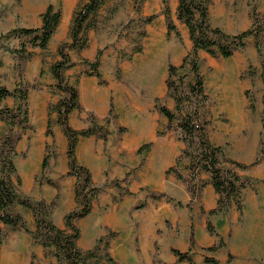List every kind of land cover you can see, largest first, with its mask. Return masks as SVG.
<instances>
[{
	"label": "crops",
	"instance_id": "obj_1",
	"mask_svg": "<svg viewBox=\"0 0 264 264\" xmlns=\"http://www.w3.org/2000/svg\"><path fill=\"white\" fill-rule=\"evenodd\" d=\"M22 1L26 10L25 20L22 19V21L24 20L23 27L28 28H39L42 26L41 14L48 5L52 4L56 8L61 7V22L50 41L49 48L57 51L61 42L69 40L71 21L80 0ZM87 1L85 0L84 3ZM169 6L171 17L179 32L184 38L190 39L187 26L177 18L178 0H169ZM2 13L0 11V14ZM152 14H158V17L152 24L147 25L146 32L149 39L144 42L143 53H145V56L140 57L139 53L135 54L131 60V62L134 61L133 63L127 62L123 65V74L126 71L134 70L136 78L138 76L140 78L138 83L134 82L128 85L124 77L121 80L119 75L118 78L116 77L115 43L120 35L118 29L125 26L130 19L133 20L140 16H137L134 5L127 9L120 7L115 13V1L109 0H106L97 15L96 28L88 31L89 46L81 52H70L72 60L77 65L67 72L70 81L77 85L82 107L81 110H74L71 113V126L76 130L88 128L90 125L88 116L94 114L99 123L106 125L110 131L107 140L96 136L81 137L76 152L78 161L91 170L93 181L96 185L105 186L115 179L123 182H121V188L115 187L110 194L103 192L94 200L91 214L78 223L81 230L78 244L81 249L88 250L108 230L116 232L117 236L112 240L110 247L111 256L116 264H171L178 262L177 257L172 252L173 248L179 249L175 245L177 243L175 235L169 232L163 236L160 234L165 220L166 223L169 221H178L185 225L190 223L189 230L183 227L184 235L186 232L188 233V244L190 245L193 209L191 211L187 205L192 200L191 195L182 181H179L172 174L168 175L169 177L167 178L166 174L167 169L173 166L176 159L181 155L184 144L178 141L171 133L165 136H158V130L167 123V119L157 111L155 115L151 113L154 101L156 102L157 98L161 99L160 97L163 95L162 91L157 89V86L160 83L162 86L163 79H166L169 63L165 60L168 51L167 44L162 38L165 34L168 35L166 19L162 13V0H147L145 2L141 16L146 17ZM156 26L158 30H155ZM5 29L6 26L0 27V32ZM38 50V48L34 50L37 54L25 66L23 81L27 84L35 85V88H31L29 91L28 106L29 111L36 112L35 126L37 125L40 133L41 143H39L38 139H35L33 143L30 141V145L28 148L26 147L28 151L23 152L26 153V158L21 156L26 162L23 163L21 168L23 177L19 170L18 172L23 181V193L35 199L43 198L48 202L54 200L59 194L60 199L54 209L52 218L55 225L63 229L65 227L64 216L77 206L75 201V184L77 180L73 176H67L69 170L67 138L57 124L56 112H52L50 117L54 136L48 137L46 135L49 105L55 104L59 100L60 95L53 92L54 90L51 88V86L56 84V80L50 72L52 63L47 67L43 62V58L39 56ZM98 50H103L99 72L105 83H101L100 79L94 75L84 76L80 74L74 77L77 73L74 74L73 72L79 68L75 57L80 55L85 60L93 61ZM202 53L207 54L206 56H209L210 59L216 60L208 53ZM58 59L59 56L56 61ZM219 59L228 63L232 58L219 57ZM0 60L2 61L0 65V87L6 86L10 90H14L20 81L18 72L15 69L16 61L9 52H4L3 50H0ZM143 62H145L144 66ZM171 62L175 65H180L179 59H172ZM243 63V60H238L234 64L227 65L228 68L223 70L226 65L224 64L217 69V72H227L230 75L223 80L227 84L231 77L234 78V76L238 75ZM128 68L130 70H127ZM157 83L158 85H156ZM245 89H249L248 84L245 85ZM225 93V96H233V91L227 88H225ZM244 102V99L234 96L222 107L224 111L228 112V116L241 115L240 111ZM111 104L114 107L112 114H110ZM109 117L110 122L106 123ZM0 123L3 122L0 121ZM122 127L126 128V131L119 133V128ZM32 130L27 132L30 139ZM255 130L259 135L260 128L258 127ZM148 143H152L150 151L146 152V154H139V149ZM47 144L50 148L52 146L53 156L49 157V169L45 175L53 180L59 189L42 178L41 182L35 186L33 193L30 194L28 188L34 186L32 184L34 175L39 172L42 173V163L46 155ZM24 145L25 143H21L22 148ZM245 147L243 155L245 156V161H247L248 155L253 158L255 152L254 149L247 152ZM141 162H143V165L138 169L137 167ZM159 164V169H156ZM19 167H21L20 164ZM164 170H166L164 173L166 177L163 175ZM129 173L131 175L126 181H123ZM239 174L241 173L239 172ZM24 175H27V181L24 179ZM205 179H208V177ZM145 187H149L154 193H165L167 196L181 202L183 206L176 208L179 206H175L174 203H169V201H154L151 199L153 192L142 191ZM124 189H128L131 193L124 194L121 197ZM262 195L264 196V187L261 190ZM217 199L218 196L213 186L208 184L203 192V206L201 205V207L205 211L212 210L217 206ZM259 199L261 200V197L252 196L251 193L243 196L245 218L249 211L253 213L259 211L260 208L258 206L261 202ZM145 201L147 203L146 207L137 209V206ZM183 208H187L188 212L183 210ZM14 211L25 219L27 228L30 231L35 230V219L29 210L16 206ZM188 213H190L189 220ZM239 218V213L234 209H232V214L229 216L223 214L220 217L223 220L222 228L225 224L230 226L231 223H236ZM206 224L207 219L205 221L207 230ZM203 225L204 221L202 224L199 221L198 233L201 230L203 231ZM7 229L9 231H7L4 240L8 241L5 247L2 248L1 246L0 264H57L54 256H45L44 248L36 244L30 234L24 230H16L11 227ZM169 239L174 245L171 248L172 253L169 252V246L171 245Z\"/></svg>",
	"mask_w": 264,
	"mask_h": 264
},
{
	"label": "trees",
	"instance_id": "obj_2",
	"mask_svg": "<svg viewBox=\"0 0 264 264\" xmlns=\"http://www.w3.org/2000/svg\"><path fill=\"white\" fill-rule=\"evenodd\" d=\"M106 0H88L80 4L74 11L69 30V40L59 44L57 54L59 59L52 63L50 72L56 80V84L51 86L56 94L60 95L55 104L49 105L48 122L46 135L53 137L51 113H57V124L61 127L67 138L68 167L67 176L76 178L75 201L77 206L64 216L63 229L57 227L53 222V212L58 205L60 196L57 194L51 202L45 199H35L20 189L22 178L15 164V158L19 155L17 147L23 137L30 131V111L28 106L29 91L35 85L27 84L23 81L25 66L35 57V48L42 51L49 49L50 41L57 31L62 18V8H56L50 4L41 14L42 26L39 28L15 27L10 31L1 34L0 49L9 52L15 59V69L18 72L20 81L14 90L6 86L0 87V121L7 125L5 136H0V244L7 235V228L24 230L31 235L33 241L44 248L45 256H54L57 264H116L111 256L110 247L112 240L117 233L108 230L107 233L99 237L95 245L88 250L79 247L78 241L81 237L79 221L89 216L93 210V202L103 192L106 186L96 185L93 181L91 170L82 165L77 159V146L81 137L96 136L107 140L110 131L106 125L99 123L94 114L88 116L89 127L83 130H76L70 124V116L74 110H81L79 91L76 84L70 81L67 72L73 69L77 63L71 58L70 52H81L89 46L88 31L96 28V18ZM251 6L250 27L237 34H228L220 27L211 24L210 10L213 0H178L177 18L185 24L189 30L192 48L184 56L180 65L172 62L168 63L167 77L165 79L166 96L174 101V109H170L161 104L160 99H156V107L167 119V123L158 130V136L168 133L175 134L176 138L183 142L184 148L175 164L167 169V175H174L182 181L191 195V202L187 207L192 211L195 201L201 202L204 189L211 184L218 196L217 206L209 211L201 207V212L208 215L207 231L210 235L219 239L217 245L209 250H216L225 245L224 239L217 232L215 225L210 220V216L227 214L232 209L243 217V192L252 186V180L242 177L234 169L227 167L225 163H233L240 170H246L251 166H256L264 159V140L261 139L259 153L253 163L246 165L233 161L225 156L224 148L215 144L211 140L210 131L212 127V117L210 113L211 97L206 91L205 77L201 71L199 52H207L213 58H230L234 53L246 47V39L253 38L254 47L261 64L264 66V13L261 11L258 0H248ZM162 13L166 19L168 36L175 34L180 38V32L171 17L169 0H162ZM158 14L146 16L143 19L144 25L152 24ZM146 35V33H143ZM17 40L18 46H11L10 42ZM142 47L134 49L129 59L133 55L141 53ZM103 50H98L93 61L85 60V64L90 68L81 75H94L105 83L99 72L101 56ZM2 61L0 60V65ZM186 69V72H182ZM249 70V78L255 79L256 73ZM182 72V73H181ZM264 82V71L261 74ZM251 90H246L248 99L247 107L255 111L256 101L251 96ZM13 98L15 106L10 107L5 104L6 100ZM114 111L113 104L110 107V114ZM261 121L264 123V111L261 113ZM110 122V117L106 123ZM126 131V128H119V133ZM152 143L143 145L139 149V154L150 151ZM26 158V153H22ZM50 146L46 145V155L42 163V178L50 185L59 189L56 183L45 175L49 169ZM183 159L187 160L184 169L188 175L181 171ZM143 162L137 167L140 169ZM131 175L129 173L123 180L126 181ZM208 176L205 179L203 176ZM121 180L115 179L112 184L121 188ZM128 189H124V194H130ZM120 197V198H121ZM151 199L160 201L166 199L175 204H183L167 196L165 193H153ZM146 201L139 204L137 209L146 207ZM16 206H21L29 210L35 219L36 228L30 231L27 228L25 219L14 211ZM191 235L188 251H181L173 248L172 252L177 257L178 262H188L196 264L192 257V250L196 246L194 219L191 217ZM205 262L209 264H220L214 257H206Z\"/></svg>",
	"mask_w": 264,
	"mask_h": 264
},
{
	"label": "rangeland",
	"instance_id": "obj_3",
	"mask_svg": "<svg viewBox=\"0 0 264 264\" xmlns=\"http://www.w3.org/2000/svg\"><path fill=\"white\" fill-rule=\"evenodd\" d=\"M109 1H115V13L120 7H125L127 9L128 7L134 5V10L137 16L141 17H137L133 20L130 19V21L125 26L118 29L120 35L117 39V42L115 43L116 77L118 78L119 75L120 80L124 77V80L126 79V84L128 85L131 83L133 84L134 82L138 83V80L140 78L139 76L138 78H136L134 70L126 71L123 74V65L127 62H131L133 58L129 59V57L132 55L134 49L137 47H142V52L139 53L140 57L145 56V53H143L144 42L149 39V36L146 32L147 25L143 24V19L145 18V16H141V12L143 11L144 4L147 0ZM84 2L85 0H80L79 5L83 4ZM258 3L261 11L264 13V0H258ZM0 11L3 12L2 14H0V27L2 28L6 26L5 30H1L0 36L1 34L8 32L15 27H23L26 10L24 9L22 0H0ZM210 18L211 24L214 27H220L223 31L228 34H237L247 30L250 27L251 6L249 5L248 0H213V4L210 10ZM22 19L24 20L22 21ZM155 30H158L157 26L155 27ZM143 33H146V35H143ZM162 38L167 44L168 48L167 55L165 58L166 62H171L172 59H179L181 64L184 56H186L192 48V43L190 39L184 38L182 35L180 38H178L175 36V34L171 35L170 37L165 34L164 36H162ZM246 43V47L244 49L236 51L231 57L232 59L228 63L221 61L219 58H215L216 60L210 59L209 56H206L207 54L202 53L205 52L203 50L200 51L199 58L201 62V71L205 77L206 91L211 97V140L215 144L223 146L225 156L227 158L246 165H250L255 161L259 153L260 140H264V123L261 121V113L264 111V82L262 80L261 74L264 71V66L261 64V61L257 56L253 38H247ZM10 45L18 46L19 42L17 40H12L10 42ZM38 51L39 56L43 58V62L47 67L50 65V63L55 62L58 58L57 51H53L50 48L46 51H42L41 49H39ZM78 56L79 57L75 58L78 61L79 68H77L73 72L74 74L77 73L74 77L79 76L84 72V70L89 69V67L84 62L85 59L81 58L80 55ZM238 60L244 61L243 66L241 67L238 75L234 76V78L231 77L226 84V82H224L223 80L226 77H229L230 75H228L227 72H217V69L221 68V66L226 64L223 68L224 70L228 68L227 65L234 64ZM133 62L134 61H132L131 63ZM144 64L145 62H143V66ZM251 67L253 69L252 71H255L256 73L254 80H251V78H249V70L251 69ZM127 70L130 69L128 68ZM182 72H186V69ZM164 81L165 80L163 79L162 86L161 83L159 86H157V89L162 91L163 93V95L160 97V102L161 104L166 105L170 109H174V101L166 96V86ZM246 83L249 87V89L247 90H251V96L256 101V109L254 112L247 107L248 99L246 101L247 96L244 95L246 91ZM156 85H158V83ZM225 88L233 91V96H225ZM234 96L237 98L239 97L244 99L245 102L244 104H242V108L240 111L241 115L228 116V112L224 111L222 106L226 104L231 97ZM5 104L10 107H13L15 106V101L13 98H9L8 100H6ZM156 111L160 113L158 108L156 107V102L154 101L153 106L151 107V113L155 115ZM35 114L36 112L30 111V124L33 129L30 132L31 139L27 133V135L21 142L22 144L25 143L24 147H21V143L20 145L18 144L19 146L17 150L19 155L15 158V164L18 167L20 174L22 165L25 162V160L21 157V153L28 151L26 147L28 148V146L30 145V141L33 143L35 142V139H38L39 143H41L40 133L37 129V125L35 126ZM258 127L260 128L259 135L255 130L258 129ZM6 131L7 125L4 122L0 123V136H5ZM173 135L175 136V134ZM244 147L247 148V152L250 150L252 151L253 149L255 152L253 158H250V156L248 155L247 161H245V156L243 155ZM52 156L53 148L51 146L50 157ZM186 163L187 160L183 159L181 171L184 175L187 176L188 172L184 169V165ZM19 164L21 167H19ZM225 165L234 169L238 173L240 172V175L242 177L249 178L252 180V186L244 190L243 196H245V194L251 193L252 196L261 197V200L259 199V201L261 202L258 206V208L260 209L257 213L249 211L246 218L243 212L242 220L239 219L236 223H231L230 226H226L225 224L223 228V220L220 219L223 214L210 216V219L214 223L217 232L224 239L225 245L220 248L217 247L216 250H209L211 247L217 245L219 239L215 236L210 235L209 232L206 230L205 221L208 216L207 214L201 212V205L203 206L202 201L201 203L195 202L193 204L194 207L192 214L196 227L195 230L197 244L191 252L193 260L196 264H209L205 262V258L214 257L220 264H264V196H261V190L262 187H264V159L256 166H251L246 170H240L233 163L226 162ZM257 166L259 167L257 168ZM159 167L160 164L156 167V169H159ZM165 171L166 170H164L163 172L164 177H166L164 174ZM21 176L23 177L22 174ZM168 177L169 176L167 175V178ZM204 177L207 178L208 176L206 175ZM24 179H26V181L28 180L27 175H24ZM41 179L42 173L39 172L38 174L34 175L32 179V184L34 186L28 188L30 194L33 193L35 186L39 182H41ZM105 186L107 187L105 189L106 194H110L115 189V186L112 184V182L107 183ZM20 189L21 191H23V183ZM142 191L147 193H154V191H151L149 187L143 188ZM162 200L167 201L166 199ZM183 210L188 212L187 208H183ZM231 214L232 210L226 215L229 216ZM189 219L190 213H188V220ZM199 221L201 222V224L204 221L203 231L201 230L200 233H198L197 230ZM183 227H186L187 230H189L190 223L188 225H185L183 223L181 224L178 221H169L166 223L165 220L163 230L160 231V234L161 236H163L164 234L166 235V233L168 232L173 233L176 238L175 240H177V243L174 244L177 246V248L183 250L184 252L186 250L188 251L189 249V237L187 232L184 235ZM6 230L9 231V229ZM7 241L8 240H3V242L0 244V249L1 246L3 248L7 245ZM169 242H171L170 239ZM170 244L171 245L169 246V252L172 253L171 248L174 247V245H172V242ZM171 264L190 263L175 262Z\"/></svg>",
	"mask_w": 264,
	"mask_h": 264
}]
</instances>
